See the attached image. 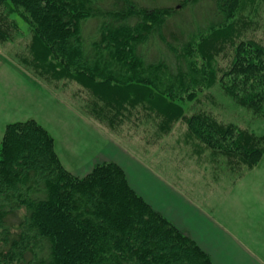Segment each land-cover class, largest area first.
Listing matches in <instances>:
<instances>
[{
  "label": "trees",
  "instance_id": "16d2710c",
  "mask_svg": "<svg viewBox=\"0 0 264 264\" xmlns=\"http://www.w3.org/2000/svg\"><path fill=\"white\" fill-rule=\"evenodd\" d=\"M212 1L219 20L180 35L164 32L175 10L134 0H0V43L25 36L13 17L19 15L29 28L27 42L12 51L19 64L52 79L51 85L68 78L90 95L99 92L94 104L113 94L138 107L139 115L162 119L159 129L168 131L186 117L180 102L215 85L218 73L209 69L210 56L201 49L209 42L214 46L216 33L225 35L242 0ZM198 56L200 68L195 67ZM229 69L222 77L233 81L222 84L225 93L246 108L261 105L264 84L256 99L236 89L241 77L249 81L258 70L264 73V47L241 42ZM104 105L89 109L101 121L107 109L111 118L124 111L121 104ZM186 123L192 136L227 163L252 167L264 154L259 148L264 135L240 132L204 112L190 115ZM0 264L212 262L131 187L120 165L103 161L77 176L60 161L52 135L28 119L8 124L0 142Z\"/></svg>",
  "mask_w": 264,
  "mask_h": 264
},
{
  "label": "rangeland",
  "instance_id": "374dc122",
  "mask_svg": "<svg viewBox=\"0 0 264 264\" xmlns=\"http://www.w3.org/2000/svg\"><path fill=\"white\" fill-rule=\"evenodd\" d=\"M134 1L148 8L161 6L176 11L168 18L165 33L182 35L199 32L220 17L212 0ZM13 17L25 36L11 43H0V142L8 124L33 119L52 135L60 161L77 176L86 174L96 163L117 159L134 187L142 185L140 175L144 166H150L185 191L191 192L194 188L208 196L221 195L230 190L233 184L243 180L247 171L253 172L246 176L262 179L261 183H264V154L252 167L244 163H227L225 156L216 154L211 147L192 136L186 123L190 115L204 112L219 119L220 123H231L240 132H252L260 137L264 135V102L255 105V108H246L237 102L238 97L233 100L222 87L228 78L233 81L232 77L225 76L230 72L234 51L241 42L248 41L264 47V0H242L240 9L231 20L233 25L229 26L225 35L216 33L212 39L214 46L212 42L203 46L201 54L210 56L209 69L216 68L218 73L215 85L209 90H200L195 99L187 98L180 102L186 117L171 123L168 131L159 129L162 119L159 118L158 122L151 120L146 113L139 115L140 110L136 106L131 105L134 110L131 111L127 101L113 94L107 96L109 100L104 98L99 102L100 105L94 104L99 92L90 95L85 88L82 91L80 84L74 81L67 83L68 78L51 85L52 79L36 76L31 68L23 67L19 64V56L12 51L27 42L25 38L29 28L22 17L17 14ZM151 43L154 49H159L153 41ZM160 50L164 51V48L160 47ZM201 61L200 56L196 57L195 67L200 68ZM257 72L255 77L251 75L249 81L241 77L236 93L246 91L245 94L252 99L262 94L264 73L261 70ZM233 75L239 77L236 71ZM100 93L106 95L105 90L100 89ZM104 101L115 108L121 104L124 111L111 118L106 108L109 114L101 121L91 111L96 110L95 105L103 109ZM259 109L261 112L257 111ZM117 111L121 112L120 109ZM262 147L264 150V140L259 143L261 150ZM138 157L148 163L137 162ZM257 164L258 167H255ZM262 191L264 188H258V192ZM256 214L249 210L245 214L247 227L244 230L253 240L261 239L264 234V212L259 222Z\"/></svg>",
  "mask_w": 264,
  "mask_h": 264
},
{
  "label": "crops",
  "instance_id": "0c3cea01",
  "mask_svg": "<svg viewBox=\"0 0 264 264\" xmlns=\"http://www.w3.org/2000/svg\"><path fill=\"white\" fill-rule=\"evenodd\" d=\"M110 161L118 164L117 159ZM137 162L148 163L141 158ZM247 172L250 175L253 171ZM246 175L230 190L211 196L194 188L185 191L150 166L142 169L140 187H134L127 179L156 211L189 235L209 255L212 264H264V234L253 240L244 230L247 210L256 212L260 218L257 221L261 220L264 192H258V188H264V183Z\"/></svg>",
  "mask_w": 264,
  "mask_h": 264
}]
</instances>
